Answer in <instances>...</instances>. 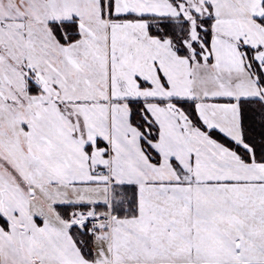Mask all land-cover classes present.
Returning a JSON list of instances; mask_svg holds the SVG:
<instances>
[{
    "label": "snow or ice",
    "instance_id": "obj_1",
    "mask_svg": "<svg viewBox=\"0 0 264 264\" xmlns=\"http://www.w3.org/2000/svg\"><path fill=\"white\" fill-rule=\"evenodd\" d=\"M0 264H264V0H0Z\"/></svg>",
    "mask_w": 264,
    "mask_h": 264
}]
</instances>
